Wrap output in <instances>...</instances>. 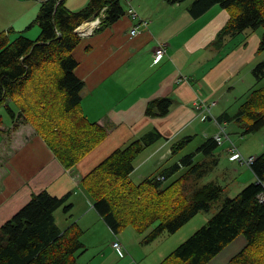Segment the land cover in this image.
Masks as SVG:
<instances>
[{
    "label": "trees",
    "instance_id": "16d2710c",
    "mask_svg": "<svg viewBox=\"0 0 264 264\" xmlns=\"http://www.w3.org/2000/svg\"><path fill=\"white\" fill-rule=\"evenodd\" d=\"M66 0H44L31 24L40 31L31 39L23 34L10 38L12 28L0 31V105L10 117H21L45 141L65 168L87 156L108 135L106 127L91 121L81 109L83 81L75 74L74 48L81 37L75 27L103 10L104 29L125 15L122 0H88L71 10ZM169 3L183 0H166ZM219 5L228 19L214 43L220 46L227 35L262 29L257 50L264 51V0H193V17ZM97 29V30H98ZM254 84L240 104L236 117L221 114L217 121L244 118V135L264 129V58L251 70ZM261 83L257 87V84ZM173 100L159 97L145 106L149 116H165ZM162 135L150 130L123 147L114 149L79 181L95 211L118 233L131 228L143 243L176 232L200 211H208L221 198L224 187L216 182L200 183L219 162L218 142L208 137L193 151L179 157L157 173L137 183L130 178L138 155ZM185 136L170 146V156L190 143ZM197 155L203 159L197 161ZM249 169L257 178L233 197L222 199L218 210L172 249L158 264H205L239 235L246 243L225 264H264V151L253 156ZM69 194L55 196L46 190L30 200L0 226V264H81L83 230L77 222L61 229L54 212L68 214Z\"/></svg>",
    "mask_w": 264,
    "mask_h": 264
},
{
    "label": "crops",
    "instance_id": "0c3cea01",
    "mask_svg": "<svg viewBox=\"0 0 264 264\" xmlns=\"http://www.w3.org/2000/svg\"><path fill=\"white\" fill-rule=\"evenodd\" d=\"M42 1L0 0V15L6 24L3 28H12L10 38L19 34L33 39L38 36L40 29L31 22ZM87 1L77 0V5H69L70 8L65 1V5L74 10ZM192 2L122 0V6L126 5L125 15L112 25L81 38L73 50L78 63L75 74L84 84L81 109L88 119L106 127L108 135L74 166L63 167L45 141L21 117L6 120L0 114V226L22 208L33 193L46 190L55 196L69 194L68 202L72 204L69 213L76 212L78 225L81 223L88 228L85 221L89 217L95 221L101 218L80 187L81 177L114 149L150 130H157L162 138L135 159L130 174L133 182L171 164L175 156H170V146L185 136L193 138L202 132V143L214 136L220 126L229 136V124L223 126L227 121L219 123L217 118L224 113L233 116L234 108L254 84L251 70L264 58V51L257 50L262 30L227 35L218 46L214 41L228 19L227 12L217 4L193 17L188 10ZM130 7L137 13L136 18L128 15ZM135 25L138 32L131 36L130 30ZM159 43L166 44V53L155 63L153 54ZM243 86L246 92H241ZM159 97L173 100L169 113L146 115V104ZM198 101L213 103L210 112L202 113L195 106ZM233 120L238 122L234 117ZM105 141L109 144L100 148ZM225 141L219 162L228 155L229 144ZM110 146L114 147L109 153L100 155ZM243 172L249 175L239 188L257 179L251 170ZM101 227L110 237L112 230L107 225ZM181 229L169 237H175ZM115 239L123 246V255L113 248L116 254L113 264H158L169 250L160 249L157 239L150 242L149 253L147 248L136 249L133 246L141 245L142 236L129 227L114 233L112 241ZM245 243L244 236H237L205 264H225ZM158 252L161 253L156 254Z\"/></svg>",
    "mask_w": 264,
    "mask_h": 264
},
{
    "label": "rangeland",
    "instance_id": "374dc122",
    "mask_svg": "<svg viewBox=\"0 0 264 264\" xmlns=\"http://www.w3.org/2000/svg\"><path fill=\"white\" fill-rule=\"evenodd\" d=\"M187 0H183L182 2H186ZM190 1V0H188ZM124 2V1H123ZM66 4L69 7L77 5V0H66ZM124 9H126V5L123 4ZM70 8V7H69ZM72 9V8H71ZM77 8H74L76 10ZM6 24L3 19H1L0 15V30L1 29H7L3 28ZM1 30V31H3ZM262 30V29H261ZM12 34V33H11ZM10 34V35H11ZM13 35L11 39H13ZM27 37V36H26ZM31 38V37H28ZM33 39V38H31ZM261 83H264V80L261 81ZM261 83L257 84V87L261 85ZM247 88L242 87L241 92H246ZM245 97V96H244ZM244 101V99H241V102L236 105V108H234L233 116L236 117V114L238 112V109L240 107L239 104H241ZM0 114L3 115L4 119L10 120V115L5 109V106L3 104L0 105ZM244 118H241L238 122L234 121L233 119L231 121H227L223 123V126H226L229 124V127L227 129V132L229 133V136L231 137V140L235 143V145L240 150V153L243 157L247 158L249 156H254L262 153L264 151V129H261L257 132H252L250 134L245 133L244 135H241V133H244ZM222 127V126H220ZM219 127V130H220ZM224 128V127H223ZM202 132H198V134L194 135L190 143L178 154V156H175L171 161H176L179 157L182 155L189 153L193 151L199 143H201V134ZM225 142H228L229 147L231 145L230 140H226ZM109 144V141H105L100 148H105ZM223 144V143H222ZM222 144H219L216 148V155L219 157V154H221V146ZM114 146H110L106 148L105 152H102L100 155H106L109 153ZM101 150V149H99ZM99 152V151H97ZM103 156H98L103 157ZM229 154L224 155V159H220V162H218V166H216L211 172H209L207 175H205L201 180L200 183H207V182H216L224 187L223 194L221 195V198L217 201H215L211 208L208 211H200L195 216H193L188 222H186L184 225H182L177 231H179L181 228L180 233L178 235H175V237H169L173 233L165 234L159 238H157L156 242H160V249H169L168 253L174 249L181 241H183L186 237H188L192 232H194L196 229V226H202L220 207L222 199L229 196L233 197L235 196L241 188H239V184L241 181L248 176L249 174H246L243 172L244 170H250L247 165L242 164L238 165L237 161H231L229 160ZM99 159V158H98ZM203 156L200 155L196 158L197 161L202 160ZM134 183H137V181H134ZM89 207L91 208V204H89ZM93 212V211H92ZM95 214V213H94ZM63 216L64 218L61 219L60 216ZM55 222L56 224L61 228L65 229L67 224H70L71 222H77V213L72 210L71 214H66L62 211L61 208L57 209L54 212ZM61 219V220H60ZM66 224H64V223ZM67 222V223H66ZM86 225L89 226L86 228V226H82L80 224V228L83 230V233L81 234V241L84 244V250L79 251V255L77 257V260L81 264H113L114 258L116 256L115 250L113 249L111 243L114 237V233L110 231V237H107L105 233L103 232V229L101 226H106V223L101 220H94V218L89 217L87 219V222L85 221ZM65 226H64V225ZM78 224V223H77ZM63 225V226H62ZM192 226V228L190 227ZM109 228V226H107ZM110 229V228H109ZM194 229V230H193ZM111 230V229H110ZM140 235V234H139ZM142 236V235H140ZM141 240V239H140ZM141 245H134L133 247H136V249L139 248H147V252H150V243H143L141 240ZM156 244V243H154ZM161 252H158L156 254H159ZM167 253V254H168ZM155 254V255H156ZM163 259V258H162ZM161 259V260H162ZM160 260V261H161ZM159 261V262H160ZM158 262V263H159Z\"/></svg>",
    "mask_w": 264,
    "mask_h": 264
},
{
    "label": "built area",
    "instance_id": "2783aa9c",
    "mask_svg": "<svg viewBox=\"0 0 264 264\" xmlns=\"http://www.w3.org/2000/svg\"><path fill=\"white\" fill-rule=\"evenodd\" d=\"M128 15L131 16L132 18L137 17V13L135 10L130 7L128 10ZM104 16L103 10L99 15L96 16V19H91V20H86L82 22L81 24L77 25L74 29V31L81 37H86L91 35L96 29L99 28L102 17ZM143 25H146L145 21H142ZM138 25H135L131 28L130 30V35L133 36L138 32ZM166 53V44L164 43H159L155 49H154V54H153V61L156 63L160 61V59L163 57V55ZM213 103L206 104L203 101H198L195 102V106L201 109L202 113H209L211 106ZM203 108V110H202ZM215 140L220 144L224 140H229L228 135L225 132V129L223 127H220V130L214 135ZM228 154L230 155L229 158L230 160H235L238 161L241 164H245L247 166H250L253 162V157H243L242 154L239 152L237 146L231 142L230 147L228 148ZM260 201H264V192L259 195ZM112 247L120 254L123 255V246L121 245L120 241L118 239H115L111 243Z\"/></svg>",
    "mask_w": 264,
    "mask_h": 264
},
{
    "label": "bare ground",
    "instance_id": "6f19581e",
    "mask_svg": "<svg viewBox=\"0 0 264 264\" xmlns=\"http://www.w3.org/2000/svg\"><path fill=\"white\" fill-rule=\"evenodd\" d=\"M96 19V16L93 18V20ZM101 24V23H100ZM202 114V113H201ZM77 184V183H76Z\"/></svg>",
    "mask_w": 264,
    "mask_h": 264
},
{
    "label": "water",
    "instance_id": "95a60500",
    "mask_svg": "<svg viewBox=\"0 0 264 264\" xmlns=\"http://www.w3.org/2000/svg\"><path fill=\"white\" fill-rule=\"evenodd\" d=\"M208 120H210V117L208 118Z\"/></svg>",
    "mask_w": 264,
    "mask_h": 264
}]
</instances>
